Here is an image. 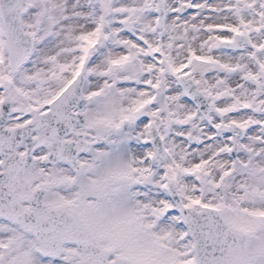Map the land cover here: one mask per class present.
I'll use <instances>...</instances> for the list:
<instances>
[{
  "label": "snow or ice",
  "instance_id": "6c2138e0",
  "mask_svg": "<svg viewBox=\"0 0 264 264\" xmlns=\"http://www.w3.org/2000/svg\"><path fill=\"white\" fill-rule=\"evenodd\" d=\"M0 264H264V0H0Z\"/></svg>",
  "mask_w": 264,
  "mask_h": 264
}]
</instances>
